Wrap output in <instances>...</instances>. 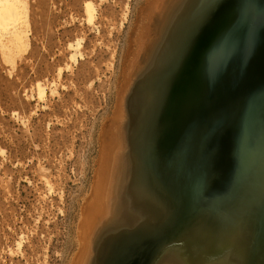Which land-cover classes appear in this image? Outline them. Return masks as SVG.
<instances>
[{"label":"rangeland","instance_id":"374dc122","mask_svg":"<svg viewBox=\"0 0 264 264\" xmlns=\"http://www.w3.org/2000/svg\"><path fill=\"white\" fill-rule=\"evenodd\" d=\"M149 2L24 0L25 44L0 51V264H84L101 220L84 218Z\"/></svg>","mask_w":264,"mask_h":264},{"label":"water","instance_id":"95a60500","mask_svg":"<svg viewBox=\"0 0 264 264\" xmlns=\"http://www.w3.org/2000/svg\"><path fill=\"white\" fill-rule=\"evenodd\" d=\"M177 9L171 43L153 58L141 51L118 127L170 213L112 228L94 264H155L202 215L228 211L241 180L264 165V0H178ZM249 221L255 252L244 264H258L264 203Z\"/></svg>","mask_w":264,"mask_h":264},{"label":"bare ground","instance_id":"6f19581e","mask_svg":"<svg viewBox=\"0 0 264 264\" xmlns=\"http://www.w3.org/2000/svg\"><path fill=\"white\" fill-rule=\"evenodd\" d=\"M177 4L178 0H150L144 20L137 30L135 41L138 54H135V59L145 50L153 54V58L158 50L165 49L171 43L170 39L177 31L173 25L178 12ZM193 4H186V10L193 11L196 8ZM27 5L24 0H0V51L8 49L9 53L14 47L25 44L26 34L20 25L26 21ZM85 13L88 20L94 19L95 12L89 1L85 3ZM78 44L80 41H77ZM75 55L73 53L71 58L74 59ZM37 90L40 97L45 94V87L41 83L37 84ZM150 101L154 106L153 95ZM109 136L110 139L101 150L91 211L84 218L85 224L89 226L101 218L93 231L92 246L84 264H94L90 261L92 249L98 238L112 231V228H118L126 222L152 224L157 218L170 213L167 200L159 191L152 189L153 178L145 174L135 155L126 150L127 139L120 129L117 128ZM141 137L140 134L134 140ZM240 183L238 196L234 197L228 211L212 220L208 214L202 215L189 226L185 243L167 250V253L163 252L155 264H244L245 257L253 258L255 248L252 244L256 242L246 240V235L252 209L264 203V165ZM258 264H264V258Z\"/></svg>","mask_w":264,"mask_h":264}]
</instances>
